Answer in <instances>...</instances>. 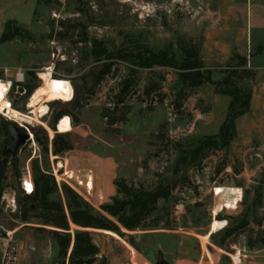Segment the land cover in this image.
Segmentation results:
<instances>
[{
    "label": "rangeland",
    "instance_id": "obj_1",
    "mask_svg": "<svg viewBox=\"0 0 264 264\" xmlns=\"http://www.w3.org/2000/svg\"><path fill=\"white\" fill-rule=\"evenodd\" d=\"M246 3L0 0V79L14 80L18 69L26 73L25 83L14 84L11 90L13 107L32 116L28 103L47 67L53 68V77L69 80L74 88L72 100L50 102L42 119L54 132L63 117H70L73 130L61 132L72 146L70 150L56 154L54 133L51 137L41 123L0 114V125L15 121L26 126L33 137L18 151V170L9 157L6 175L0 181V227L18 244L16 264L63 262L51 233L54 227L33 212L23 219L25 209L34 206L23 201L20 192V177L29 159L32 172L37 166L55 178L57 185L50 200L62 202L66 209L68 188L96 214H106L101 206L117 195V180L146 189L160 184L171 188L170 198L162 199L142 227L134 230L112 217L120 232L84 229L71 223L73 234L77 230L90 232L100 250L95 264H156L159 250L170 264H197L203 259L209 264L208 255L217 249L225 256L238 250L243 254L264 252V52L259 56L258 48L251 44ZM94 39L111 50L141 43L179 56L183 49L197 47L204 66L212 69L215 83L188 87L179 70L167 66L140 70L133 78L131 66L121 61L97 83L102 63L91 54ZM238 57H246V67L256 73L254 79L243 83L252 90V108L237 120V137L230 147L207 149L195 159L191 151L198 140L218 134L226 118L230 97L220 92V83L237 66ZM259 73L263 76H257ZM126 79L130 80L129 92L125 102L117 105ZM111 119L116 121L112 125ZM41 128L46 130L48 151L45 135L40 134L43 143L36 139ZM3 140L5 136L0 134V142ZM62 160L75 169H92L100 180L105 175L110 181L106 199L88 200L58 179L63 170L56 168ZM217 187L242 190L235 209L215 212L221 197L215 196ZM213 218L226 221V226L212 232ZM244 222L246 226L224 238L227 229ZM203 236H208L205 245ZM9 240L0 238V264ZM131 247L138 252L134 260Z\"/></svg>",
    "mask_w": 264,
    "mask_h": 264
},
{
    "label": "trees",
    "instance_id": "obj_2",
    "mask_svg": "<svg viewBox=\"0 0 264 264\" xmlns=\"http://www.w3.org/2000/svg\"><path fill=\"white\" fill-rule=\"evenodd\" d=\"M264 50L263 46L258 47L260 54ZM92 56L96 61L101 62V67L97 77V83L111 73L117 61L129 64L131 75L134 78L140 70L150 69L157 66H167L179 70L180 79L188 87H200L204 84H214L213 71L204 66L197 47L183 49L181 56L169 49L156 50L147 44L136 43L133 46H122L111 50L102 41L94 39L92 41ZM246 57H238L237 66L229 71V74L220 83V92L230 97L228 112L225 120L220 126L216 135L204 136L199 139L192 156L197 159L201 153L207 149H226L230 147L232 141L237 137V120L247 114L251 109L252 90L243 84L247 80L254 79L256 73L247 67ZM130 80L126 79L123 89L118 95L117 105L124 103L129 92ZM107 116V115H105ZM116 121L111 119L109 124ZM5 140L0 142V181L5 177L9 157L3 154L4 147L10 143L8 125L3 121L0 125ZM40 134L45 135V150L48 151L46 130L41 128L36 132V139L43 143ZM72 149L67 141H59L55 148L56 154ZM18 170L17 157L10 156ZM19 175V173H17ZM35 181V193L32 196L23 197V201L32 202L34 206L25 209L24 220L29 218L30 212L43 220V223L54 227L51 233L57 241L59 254L63 258L62 264H95L99 258L100 250L93 243L88 230H77L71 232V223L84 229H100L106 231L120 232L121 224L128 230L142 227L145 219L156 211L158 203L168 200L171 196L169 185L160 184L153 189H146L143 186L136 187L129 185L125 180H117V195L112 201L101 206L107 214H96L87 201H84L71 188L67 189L69 204L67 209L60 201L50 200L54 193L57 182L48 173H43L39 167L35 166L33 171ZM115 218L117 223L111 219ZM246 222L236 224L226 230L224 238L235 234L240 228L246 226ZM72 250L70 252L71 245Z\"/></svg>",
    "mask_w": 264,
    "mask_h": 264
},
{
    "label": "bare ground",
    "instance_id": "obj_3",
    "mask_svg": "<svg viewBox=\"0 0 264 264\" xmlns=\"http://www.w3.org/2000/svg\"><path fill=\"white\" fill-rule=\"evenodd\" d=\"M40 77L42 79V83L32 94L28 103L32 116L24 114L13 107L12 103L7 98L12 83L10 80L0 79V114H4L10 119L18 121H35L41 123L47 128L50 136L52 137L54 133L53 130L42 120L45 114L49 111L48 104L56 100L64 102L72 100L74 98V88L69 80L53 77L52 67L44 69L40 73ZM72 130L73 127L70 117H63L58 123V132H70ZM87 165L88 164H86V166ZM58 169L63 170V174L60 176L56 175L58 179L66 181L86 199L95 202H100L101 200L106 199L110 189V181L105 179V175L104 178H101L100 180V177L94 173L92 169L72 168L70 163L66 160L59 161L56 171H58ZM101 181L103 182V185ZM214 192L215 196L221 195L219 199L220 202L215 208L216 213H219V211L224 209H235L242 198V190L236 187H217L214 189ZM226 224V221H218L215 218L211 224V231H218L224 228ZM3 233L10 235L9 231L0 227V234ZM202 239L203 244L205 245L208 240V236H203ZM129 252L131 260H134L138 256L137 250L132 247L129 249ZM232 258L234 259V264H239L243 258L241 251L238 250L234 253Z\"/></svg>",
    "mask_w": 264,
    "mask_h": 264
},
{
    "label": "crops",
    "instance_id": "obj_4",
    "mask_svg": "<svg viewBox=\"0 0 264 264\" xmlns=\"http://www.w3.org/2000/svg\"><path fill=\"white\" fill-rule=\"evenodd\" d=\"M246 21L249 28L250 33V41L251 44L258 48L260 46L264 47V0H247L246 3ZM264 50L260 53L259 56H263ZM257 76L260 75V73ZM264 96V80H263V88L261 89ZM253 97V96H252ZM253 105V98L251 101V108ZM244 116V115H243ZM238 130V128H237ZM221 249L211 250V255H208V263L209 264H234V259L232 258V254H228L225 256ZM242 253V260L239 264H264V252L260 250L257 251H249L248 253ZM197 264H206L203 259L202 262H198Z\"/></svg>",
    "mask_w": 264,
    "mask_h": 264
},
{
    "label": "water",
    "instance_id": "obj_5",
    "mask_svg": "<svg viewBox=\"0 0 264 264\" xmlns=\"http://www.w3.org/2000/svg\"><path fill=\"white\" fill-rule=\"evenodd\" d=\"M8 125V132L10 136V143H8L4 147L3 154L5 157L10 156H17L20 147L27 144L28 141L31 140V132L26 126H21L17 122H9ZM65 133L58 132L57 124L54 130V144L56 145L59 141L64 142L65 138L63 136ZM79 193V192H78ZM28 197V196H24ZM104 231V230H102ZM0 238L9 240L10 235L6 233L0 234ZM17 255H18V244L13 240H9V246L6 251V255L4 258L3 264H16L17 262ZM156 264H170V262L165 257L163 251L159 250L157 253V260Z\"/></svg>",
    "mask_w": 264,
    "mask_h": 264
},
{
    "label": "built area",
    "instance_id": "obj_6",
    "mask_svg": "<svg viewBox=\"0 0 264 264\" xmlns=\"http://www.w3.org/2000/svg\"><path fill=\"white\" fill-rule=\"evenodd\" d=\"M25 79H26L25 71L23 69H18L14 74V80H11L12 85L7 95V98L10 100L12 104L13 102L11 99V90L13 88V85L16 84L19 86L21 84H24ZM31 161L32 159H29L26 165V171L20 177V192L23 196H32L34 195L35 190H36L34 176H33L32 167H31Z\"/></svg>",
    "mask_w": 264,
    "mask_h": 264
}]
</instances>
